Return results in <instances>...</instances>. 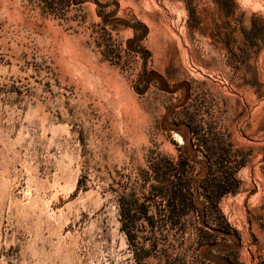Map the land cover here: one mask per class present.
Returning a JSON list of instances; mask_svg holds the SVG:
<instances>
[{
  "label": "rangeland",
  "instance_id": "374dc122",
  "mask_svg": "<svg viewBox=\"0 0 264 264\" xmlns=\"http://www.w3.org/2000/svg\"><path fill=\"white\" fill-rule=\"evenodd\" d=\"M167 171L207 228L170 221ZM228 260L264 264V0H0V264Z\"/></svg>",
  "mask_w": 264,
  "mask_h": 264
},
{
  "label": "trees",
  "instance_id": "16d2710c",
  "mask_svg": "<svg viewBox=\"0 0 264 264\" xmlns=\"http://www.w3.org/2000/svg\"><path fill=\"white\" fill-rule=\"evenodd\" d=\"M183 153L180 156L183 160V165H188L190 163L197 162V157L195 152L190 147H185L182 149ZM169 172L162 173L161 179H164L170 184V188L162 193L159 190V195L163 196L167 201V206L169 207L168 218L171 222L176 223L179 217L185 215L190 208L197 222L201 225L207 224V215L200 211V208L204 206V202L201 201V195L198 193L199 187L197 186L196 180L184 179L183 175L175 178L173 181L170 179ZM231 190L230 185L225 182L217 184L214 190H210L207 194H204L205 199L215 207L217 200ZM144 219L149 227H153L155 224L154 216L150 215L149 207L146 204L137 205L136 202L129 203L125 199H122L120 207L119 220L121 223V230L126 235L129 244L137 243V235L135 233V223ZM202 226V227H203ZM207 228V226H204ZM204 227L198 229L200 236L197 243L196 251L200 257L204 260L211 261V259H216L214 252L217 249L216 239L214 234L204 232ZM229 231V230H228ZM221 264H235L234 262L222 261Z\"/></svg>",
  "mask_w": 264,
  "mask_h": 264
}]
</instances>
